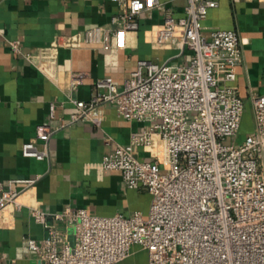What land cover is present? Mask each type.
I'll return each instance as SVG.
<instances>
[{"label":"built area","instance_id":"obj_1","mask_svg":"<svg viewBox=\"0 0 264 264\" xmlns=\"http://www.w3.org/2000/svg\"><path fill=\"white\" fill-rule=\"evenodd\" d=\"M114 1L121 11L111 27L62 37L53 48L122 50L143 14L164 9L163 23L150 28L147 37L175 54L163 63L139 60L121 90L110 77L96 80L90 99L72 100L75 112L54 129L38 128L22 154L47 158L56 131L79 122L99 126L101 106L111 104L126 121L145 127L128 145L116 146L100 167L119 172L128 189L151 195L148 217L65 209L53 215L65 223L69 233L63 234L45 212L32 210L47 236L41 243L27 239L25 246L41 264H118L133 246L146 252L148 264H264V96H251L253 130L236 142L244 113L235 86L242 59L237 32L203 27L209 10L217 7L214 0H186L180 18L159 0ZM9 45L20 53L16 42ZM55 109L51 103V118ZM156 139L162 143L161 159L135 157ZM37 180L0 181V212L8 206L19 210V198Z\"/></svg>","mask_w":264,"mask_h":264},{"label":"crops","instance_id":"obj_2","mask_svg":"<svg viewBox=\"0 0 264 264\" xmlns=\"http://www.w3.org/2000/svg\"><path fill=\"white\" fill-rule=\"evenodd\" d=\"M159 1L174 18L184 16L186 0ZM214 1L217 7L209 10L202 25L206 31L232 30L239 36L242 59L235 86L244 102L242 120L246 115L250 119L248 135L253 130L250 98L264 96V0ZM120 11L114 0H0V181L38 178L19 198V210L8 206L0 212V264H41L25 246L27 239L41 243L47 236L33 220L32 210L45 212L48 223L63 234L69 233L65 223L54 221L53 215L65 209H83L99 217H129L136 212L148 217L151 195L128 189L119 172L100 167L116 146L128 145L131 136L145 127L126 121L113 105L101 106L104 118L99 126L79 122L56 131L49 139L47 158L22 154V146L35 138L38 128L54 129L75 112L72 100L88 101L96 80L110 77L121 90L139 60L163 63L175 54L147 37L150 28L163 23L164 9L143 14L138 31L129 34L122 50L53 48L62 37L111 27ZM10 42L18 44L20 53L12 52ZM51 58L55 64L49 68ZM51 103L56 106L54 118ZM135 157L161 159V141L140 148ZM118 264H148L147 254L133 246L129 257Z\"/></svg>","mask_w":264,"mask_h":264},{"label":"rangeland","instance_id":"obj_3","mask_svg":"<svg viewBox=\"0 0 264 264\" xmlns=\"http://www.w3.org/2000/svg\"><path fill=\"white\" fill-rule=\"evenodd\" d=\"M162 55H165V54L162 53ZM179 61H182V60H179ZM250 127H251L250 119H249V116L246 115V117L241 122V127H240V130L238 132L236 142H241L244 140V138L247 135Z\"/></svg>","mask_w":264,"mask_h":264},{"label":"snow or ice","instance_id":"obj_4","mask_svg":"<svg viewBox=\"0 0 264 264\" xmlns=\"http://www.w3.org/2000/svg\"><path fill=\"white\" fill-rule=\"evenodd\" d=\"M139 6V5H138Z\"/></svg>","mask_w":264,"mask_h":264}]
</instances>
